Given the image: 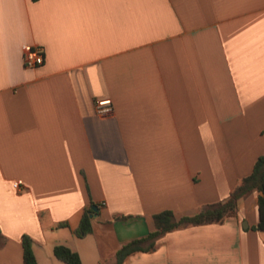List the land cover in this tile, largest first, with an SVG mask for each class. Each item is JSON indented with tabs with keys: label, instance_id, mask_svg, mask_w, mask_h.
Instances as JSON below:
<instances>
[{
	"label": "crops",
	"instance_id": "crops-1",
	"mask_svg": "<svg viewBox=\"0 0 264 264\" xmlns=\"http://www.w3.org/2000/svg\"><path fill=\"white\" fill-rule=\"evenodd\" d=\"M260 157L264 0H0V264L24 235L38 264H66L58 245L117 264L155 214L226 202ZM260 195L123 264H264Z\"/></svg>",
	"mask_w": 264,
	"mask_h": 264
},
{
	"label": "trees",
	"instance_id": "trees-1",
	"mask_svg": "<svg viewBox=\"0 0 264 264\" xmlns=\"http://www.w3.org/2000/svg\"><path fill=\"white\" fill-rule=\"evenodd\" d=\"M255 190L261 194L259 197V222L255 229L264 231V157H260L254 166L253 172L240 180L226 202L205 205L201 207L196 215L179 219L171 210H165L155 214L153 216L155 230L146 237L135 239L124 244L116 253L117 264H123L129 256L135 253L153 250L162 237L175 229L189 225L198 226L222 223L227 218L236 216L238 202ZM91 232L92 223L90 211L87 210L75 234L83 238ZM21 241L23 246L22 264H38L33 251L32 238L24 235ZM54 255L58 260L66 264H82L79 254L65 245L56 246L54 248Z\"/></svg>",
	"mask_w": 264,
	"mask_h": 264
},
{
	"label": "built area",
	"instance_id": "built-area-1",
	"mask_svg": "<svg viewBox=\"0 0 264 264\" xmlns=\"http://www.w3.org/2000/svg\"><path fill=\"white\" fill-rule=\"evenodd\" d=\"M45 57L39 49H28L24 54V63L27 68H35L44 64ZM109 101H102L97 104L98 113H106L111 111L109 108ZM15 188H18V184H14Z\"/></svg>",
	"mask_w": 264,
	"mask_h": 264
},
{
	"label": "water",
	"instance_id": "water-1",
	"mask_svg": "<svg viewBox=\"0 0 264 264\" xmlns=\"http://www.w3.org/2000/svg\"><path fill=\"white\" fill-rule=\"evenodd\" d=\"M97 211H98V208L96 206H92L91 212L97 213ZM92 217H93V214H90V218H92Z\"/></svg>",
	"mask_w": 264,
	"mask_h": 264
}]
</instances>
